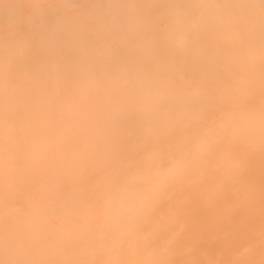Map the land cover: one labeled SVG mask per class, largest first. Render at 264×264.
<instances>
[{
	"label": "bare ground",
	"instance_id": "obj_1",
	"mask_svg": "<svg viewBox=\"0 0 264 264\" xmlns=\"http://www.w3.org/2000/svg\"><path fill=\"white\" fill-rule=\"evenodd\" d=\"M29 0H0V33L31 37L36 66L49 56L76 63L103 53L118 35L96 18L97 0H32L41 19L23 18ZM165 0H143L155 12ZM83 36V49L64 34ZM213 49L218 57L213 58ZM207 60L171 68L152 99L119 123L115 137L73 138L63 145L86 161L53 197L16 171L17 145L31 103L20 95L41 86L19 62L0 71V153L9 158L0 196V264H264V25L210 44ZM201 148L189 155L195 139ZM186 156L175 178L149 184L131 225L115 202L136 195L121 181L150 176ZM111 173L114 184L98 187ZM139 186V185H138Z\"/></svg>",
	"mask_w": 264,
	"mask_h": 264
},
{
	"label": "clouds",
	"instance_id": "obj_2",
	"mask_svg": "<svg viewBox=\"0 0 264 264\" xmlns=\"http://www.w3.org/2000/svg\"><path fill=\"white\" fill-rule=\"evenodd\" d=\"M163 10L143 8V0H97L94 14L103 27L118 34L106 50L76 63H66L61 56H49L39 65L29 66L31 37L23 33H0V71L7 63L19 62L25 75L34 78L40 88H25L20 95L31 103L22 118L21 140L17 147L24 163L16 166L21 179L38 185L41 200L53 197L64 181L86 163L63 147L66 141L88 137L105 139L120 132L119 123L140 111L153 96L156 85L173 67L189 59L206 62L203 55L210 44L222 41L233 32L252 33L264 25V0H165ZM65 23L75 10L62 0ZM46 6L32 3L21 10L23 18L41 19ZM64 34L72 46L83 49V36ZM213 58L223 59L216 55ZM203 141L195 139L189 155L197 152ZM186 156L156 168L150 176L137 170L123 177L124 186H136V195L115 202V215L131 225L141 210L145 188L179 175ZM9 158L0 153V196L5 192L4 170ZM114 184L111 173L101 177L100 188ZM139 185V186H138Z\"/></svg>",
	"mask_w": 264,
	"mask_h": 264
}]
</instances>
